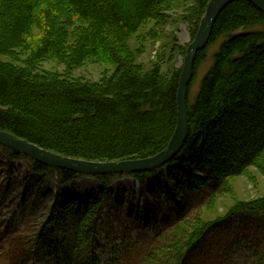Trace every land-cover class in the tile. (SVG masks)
Wrapping results in <instances>:
<instances>
[{"label": "trees", "instance_id": "16d2710c", "mask_svg": "<svg viewBox=\"0 0 264 264\" xmlns=\"http://www.w3.org/2000/svg\"><path fill=\"white\" fill-rule=\"evenodd\" d=\"M129 1L0 0V130L53 153L89 161L141 159L162 151L176 126L181 67L164 71L161 58L143 70L127 42L146 27L144 36L158 40L165 12L187 0ZM190 1L197 5L193 37L209 0ZM214 45L212 63L194 98L187 101V139L162 166L174 189L195 191L209 182L222 185L229 177L247 174L248 168L264 176V14L244 0L228 4L198 51L193 74ZM176 47L179 53L182 48ZM47 59L63 64L66 72L42 70L40 64ZM87 61L112 70L95 82L68 75ZM233 136L245 137L236 148L240 154L228 150L230 164L217 170L213 155L230 149ZM32 169L38 175L54 170L36 161ZM55 171L61 182L77 176ZM152 173L131 176L141 180ZM105 192L103 186L84 198L64 199L66 210L79 205L70 244L38 235L52 264H97L92 253L94 216ZM54 212L45 224L55 221ZM242 217L264 221V196L238 200L215 219L180 215L163 232L169 239L140 262L187 264L212 230ZM263 237L260 243L254 237L247 243L248 264H264Z\"/></svg>", "mask_w": 264, "mask_h": 264}, {"label": "rangeland", "instance_id": "374dc122", "mask_svg": "<svg viewBox=\"0 0 264 264\" xmlns=\"http://www.w3.org/2000/svg\"><path fill=\"white\" fill-rule=\"evenodd\" d=\"M117 2L130 4L129 0ZM196 7L193 1L187 0L176 3L174 8L166 11L158 40L144 36L147 27L130 36L127 49L143 70L161 58L160 66L164 71L170 66L182 67L186 48L196 35L192 37ZM176 46L185 49L184 54L182 49L178 53ZM215 49L216 45L209 48L205 60L197 64L187 88V101L194 98L202 75L212 63ZM168 58L169 61L166 60ZM40 68L53 73L66 72L63 64L53 59L42 61ZM111 70L108 65L87 61L70 70L68 75L95 82ZM240 140H245V137H231L230 149L217 151L216 157L213 155L217 170L230 164L232 150L239 153ZM12 152L0 144V264H52L47 257L44 241L39 240L38 235L42 234L48 241L57 240L65 246L69 245L79 205L69 206L67 211L64 199L72 196L74 199L84 198L88 194L98 193L103 186H106L105 199L94 216L92 240V253L97 264H150L141 262L152 248L169 239L167 232H163L180 215H185L188 220L215 219L238 200L264 196V176L254 168H248L245 175L225 179L222 185L209 182L203 188L191 191L174 189L163 167L149 171L154 173L141 180L133 178L132 173L101 176L77 174L71 182H61L56 168L45 175H38L32 169L34 160L22 154L15 157ZM52 210L56 219L45 224ZM261 236H264V221L235 218L212 230L187 264H248L250 252L247 247L253 237L258 238L256 241L260 243Z\"/></svg>", "mask_w": 264, "mask_h": 264}, {"label": "water", "instance_id": "95a60500", "mask_svg": "<svg viewBox=\"0 0 264 264\" xmlns=\"http://www.w3.org/2000/svg\"><path fill=\"white\" fill-rule=\"evenodd\" d=\"M236 0H209L205 13L200 20L193 41L186 48L179 77L176 103L177 121L174 132L167 146L159 153L141 159H126L112 162H92L61 156L37 145L20 139L9 132L0 130V144L17 154L25 155L32 160L51 168L68 170L76 174L91 176L116 175L149 172L162 167L181 150L188 135L187 86L192 76L196 54L208 41L212 25L221 10ZM251 3L264 14V0H244Z\"/></svg>", "mask_w": 264, "mask_h": 264}, {"label": "bare ground", "instance_id": "6f19581e", "mask_svg": "<svg viewBox=\"0 0 264 264\" xmlns=\"http://www.w3.org/2000/svg\"><path fill=\"white\" fill-rule=\"evenodd\" d=\"M232 2H233V1H232ZM230 3H231V2H230ZM212 26H213V25H212ZM211 29H212V28H211ZM208 39H209V38H208ZM192 74H193V69H192ZM191 78H192V76H191ZM190 81H191V79H190ZM190 81H189V82H190ZM188 85H189V84H188ZM187 87H188V86H187ZM187 117H188V113H187ZM187 136H188V135H187ZM186 139H187V138H186ZM185 141H186V140H185ZM179 152H180V151H179ZM173 158H174V157H173ZM173 158H172V159H173ZM92 162H93V161H92ZM167 163H168V162H167ZM164 165H165V164H164Z\"/></svg>", "mask_w": 264, "mask_h": 264}]
</instances>
